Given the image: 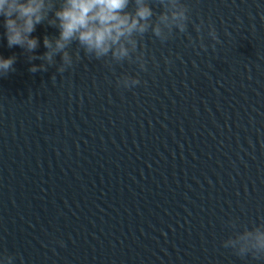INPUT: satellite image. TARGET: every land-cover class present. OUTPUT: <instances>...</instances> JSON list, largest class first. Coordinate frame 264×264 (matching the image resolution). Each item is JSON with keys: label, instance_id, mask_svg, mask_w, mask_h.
Returning a JSON list of instances; mask_svg holds the SVG:
<instances>
[{"label": "water", "instance_id": "1", "mask_svg": "<svg viewBox=\"0 0 264 264\" xmlns=\"http://www.w3.org/2000/svg\"><path fill=\"white\" fill-rule=\"evenodd\" d=\"M62 2L34 50L9 47L0 26V57L14 61L0 74V258L264 264L224 246L264 226V0H178L183 31L134 34L123 59L72 41L60 72L43 41ZM146 2L150 24L173 10Z\"/></svg>", "mask_w": 264, "mask_h": 264}, {"label": "clouds", "instance_id": "2", "mask_svg": "<svg viewBox=\"0 0 264 264\" xmlns=\"http://www.w3.org/2000/svg\"><path fill=\"white\" fill-rule=\"evenodd\" d=\"M130 3L134 4L131 12L127 11ZM167 3L173 10L161 14L159 23L150 24L153 11L146 0H63L53 13L54 21H50L58 28V36L53 42L47 38L43 41L45 48L49 49L44 59L51 63L53 56L59 53L62 63L57 70L63 72L71 64L66 48L72 41L97 58L109 53L114 59L126 58L130 49L136 47L134 34L142 35L151 27L153 35L161 38L162 26L184 30L186 15L178 8V0H167ZM51 7V0H0V26L4 29L7 45L34 50L37 41L31 33ZM208 35L213 41L217 39L211 26ZM13 62L12 57H0V74L8 71ZM39 67L43 69L44 65ZM140 68L143 70V63ZM31 70L36 71V67ZM117 83L128 88L137 85L138 80L124 77ZM224 246L236 249L241 255L250 250L264 253V226L242 231L225 241ZM0 264L8 262L0 258Z\"/></svg>", "mask_w": 264, "mask_h": 264}]
</instances>
